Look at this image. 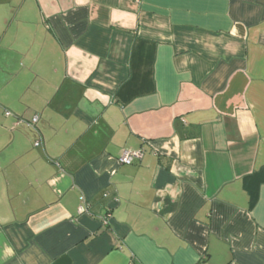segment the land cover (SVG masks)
Wrapping results in <instances>:
<instances>
[{"label":"crops","instance_id":"crops-1","mask_svg":"<svg viewBox=\"0 0 264 264\" xmlns=\"http://www.w3.org/2000/svg\"><path fill=\"white\" fill-rule=\"evenodd\" d=\"M0 264H264V0H0Z\"/></svg>","mask_w":264,"mask_h":264},{"label":"built area","instance_id":"built-area-1","mask_svg":"<svg viewBox=\"0 0 264 264\" xmlns=\"http://www.w3.org/2000/svg\"><path fill=\"white\" fill-rule=\"evenodd\" d=\"M10 113H6V116H9ZM38 118L34 117L30 122H25V123H20L25 125L26 127L29 128H33L35 126V124L37 123ZM43 142L42 139H38L35 143H34V147H39L42 146ZM142 157V151H128V152H124L119 158H118V164L123 165V164H131L136 160L141 159ZM86 212V208L81 205L78 209V213L82 214ZM108 218H110L108 216Z\"/></svg>","mask_w":264,"mask_h":264}]
</instances>
